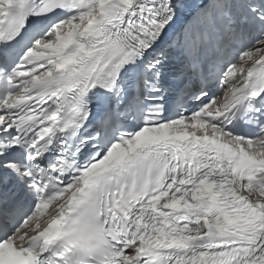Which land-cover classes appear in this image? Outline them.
Returning a JSON list of instances; mask_svg holds the SVG:
<instances>
[{
    "label": "snow or ice",
    "instance_id": "1",
    "mask_svg": "<svg viewBox=\"0 0 264 264\" xmlns=\"http://www.w3.org/2000/svg\"><path fill=\"white\" fill-rule=\"evenodd\" d=\"M0 264H264V0H0Z\"/></svg>",
    "mask_w": 264,
    "mask_h": 264
}]
</instances>
